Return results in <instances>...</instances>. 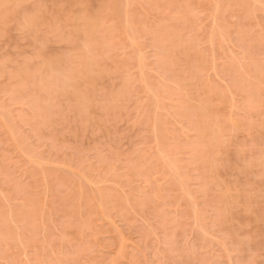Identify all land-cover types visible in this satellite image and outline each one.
<instances>
[{"label":"rangeland","instance_id":"1","mask_svg":"<svg viewBox=\"0 0 264 264\" xmlns=\"http://www.w3.org/2000/svg\"><path fill=\"white\" fill-rule=\"evenodd\" d=\"M0 264H264V0H0Z\"/></svg>","mask_w":264,"mask_h":264}]
</instances>
